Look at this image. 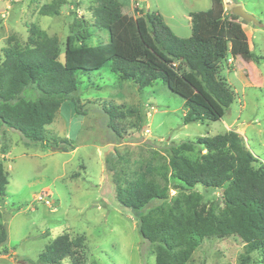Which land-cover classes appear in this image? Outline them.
<instances>
[{"label":"trees","instance_id":"1","mask_svg":"<svg viewBox=\"0 0 264 264\" xmlns=\"http://www.w3.org/2000/svg\"><path fill=\"white\" fill-rule=\"evenodd\" d=\"M89 26L105 29L108 40L89 45L92 33L80 31L77 15L69 25L62 61L60 41L36 24L27 26L24 45L9 37L0 53V127L18 131L25 144L72 149L67 138L50 139V125L61 104L69 100L77 114L81 102L76 95L78 72L98 70L106 62L121 81L138 88L162 81L184 100L187 113L183 124L219 120L234 101L235 94L219 76L218 63L226 51L258 58L249 50L247 37L231 12L225 19L222 0H209L206 10L189 13L191 33L176 36L157 12L139 9L129 25L121 0H93ZM66 0H52L38 7V14L55 16ZM125 3V2H124ZM233 20V21H232ZM79 42L75 44V42ZM228 42V44H226ZM30 90L34 98L24 92ZM109 128L120 137L114 123L122 116L143 122L141 106L115 113L106 109ZM196 151L189 158L186 153ZM112 157L106 169L113 170ZM244 144L242 136L228 130L213 136L182 141L169 151L166 163L147 164L133 178L113 170L115 200L122 208L136 213L140 236L153 245L155 264H186L203 239L238 237L244 252L237 264H250L251 255L260 252L264 264V165ZM112 166V167H111ZM175 181L177 183H175ZM7 173L0 159V200L6 195ZM201 185L221 190L222 206L205 203L203 195L186 189ZM188 187V188H187ZM176 190L170 194V189ZM150 202L155 205L146 211ZM8 233H0V254L7 255ZM83 236L57 235L37 257V264H72L83 260Z\"/></svg>","mask_w":264,"mask_h":264},{"label":"rangeland","instance_id":"2","mask_svg":"<svg viewBox=\"0 0 264 264\" xmlns=\"http://www.w3.org/2000/svg\"><path fill=\"white\" fill-rule=\"evenodd\" d=\"M50 1L0 0V53L9 44L10 36L24 45L29 36L27 26L34 23L48 35L58 37L62 61L75 14L82 21L80 31L92 33L87 39L89 45L108 40L105 29L85 24L91 19L93 0H66L60 14H38V7ZM121 1L127 24L132 25V13L137 16L148 3V9L161 15L171 31L182 38L191 33L189 13L210 6L209 0H133L139 4H133L131 9L132 0H126L128 4ZM222 3L225 19L231 20V10L239 5L260 25L241 18L235 20L258 60L242 52L232 56L226 51L225 59L218 63L219 76L235 94L219 120L183 124L187 113L184 100L162 81L138 88L130 81H121L111 71L110 62H106L98 70L78 72L76 95L83 113L77 114L72 102L66 100L53 122L46 126L50 139L67 138L72 149L66 145H27L21 133L0 127V159L8 178L6 195L0 200V233H8V254H0V264H37L39 253L62 233L72 238L84 237L80 264H155L154 247L140 236L136 213L120 207L115 200L113 170L122 171L124 177L131 179L149 163H166L174 145L228 130L241 133L244 144L258 160L256 165H264V0ZM24 95L34 98L30 90ZM139 105L142 123L136 117L115 118L121 135L118 137L108 126L105 110L117 113ZM186 155L191 159L198 156L196 151ZM109 156L111 171L105 162ZM190 190L200 192L205 203L222 206L220 189L196 185L186 189ZM175 192L173 188L169 191ZM34 194L47 195L51 204L36 200ZM154 205L150 202L143 211ZM243 252V244L236 236L203 239L186 264H237ZM251 259L250 264H261L262 255L254 252ZM62 264H72L71 259L65 258Z\"/></svg>","mask_w":264,"mask_h":264},{"label":"water","instance_id":"3","mask_svg":"<svg viewBox=\"0 0 264 264\" xmlns=\"http://www.w3.org/2000/svg\"><path fill=\"white\" fill-rule=\"evenodd\" d=\"M231 12L235 15H237L239 18H241L244 21H250L257 25H260V21L253 15L247 13L242 6H235Z\"/></svg>","mask_w":264,"mask_h":264},{"label":"built area","instance_id":"4","mask_svg":"<svg viewBox=\"0 0 264 264\" xmlns=\"http://www.w3.org/2000/svg\"><path fill=\"white\" fill-rule=\"evenodd\" d=\"M45 194V193H44ZM34 198L36 199V200H41V201H43L45 204H51V200H49L48 198H47V195H40V194H34Z\"/></svg>","mask_w":264,"mask_h":264},{"label":"crops","instance_id":"5","mask_svg":"<svg viewBox=\"0 0 264 264\" xmlns=\"http://www.w3.org/2000/svg\"><path fill=\"white\" fill-rule=\"evenodd\" d=\"M126 1V0H125ZM126 3L128 4V2L126 1ZM133 4H139V2L137 1L136 3H134V1L132 0V2L130 3V8L131 9H133ZM140 8V7H139ZM142 8V7H141ZM149 8V4L147 3V5L144 7V9H145V11H151L150 9H148ZM231 10V9H230ZM133 14V19L135 18V14L134 13H132ZM188 17H189V15H188ZM164 20V19H163ZM189 20H190V17H189ZM93 28H95L94 26H92ZM96 29V28H95ZM96 44V43H95ZM240 135H241V133H239ZM242 136V135H241Z\"/></svg>","mask_w":264,"mask_h":264}]
</instances>
